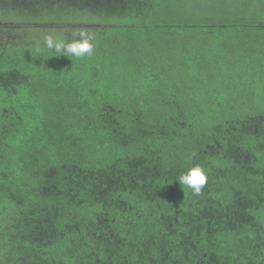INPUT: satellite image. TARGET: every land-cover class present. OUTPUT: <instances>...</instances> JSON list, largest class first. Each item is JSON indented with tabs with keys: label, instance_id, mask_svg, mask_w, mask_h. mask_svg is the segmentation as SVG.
Instances as JSON below:
<instances>
[{
	"label": "trees",
	"instance_id": "obj_1",
	"mask_svg": "<svg viewBox=\"0 0 264 264\" xmlns=\"http://www.w3.org/2000/svg\"><path fill=\"white\" fill-rule=\"evenodd\" d=\"M49 1L95 47L0 41V264H264V0Z\"/></svg>",
	"mask_w": 264,
	"mask_h": 264
},
{
	"label": "rangeland",
	"instance_id": "obj_2",
	"mask_svg": "<svg viewBox=\"0 0 264 264\" xmlns=\"http://www.w3.org/2000/svg\"><path fill=\"white\" fill-rule=\"evenodd\" d=\"M49 4V0H0V13L9 14L7 18H0V41L10 34L16 39L36 42L47 34L63 39L79 31L74 26L67 33L70 25L62 22L60 13L53 11Z\"/></svg>",
	"mask_w": 264,
	"mask_h": 264
},
{
	"label": "clouds",
	"instance_id": "obj_3",
	"mask_svg": "<svg viewBox=\"0 0 264 264\" xmlns=\"http://www.w3.org/2000/svg\"><path fill=\"white\" fill-rule=\"evenodd\" d=\"M73 37L71 41H67L66 39L54 37L52 34H47L42 37V41L44 48L54 52L56 55L81 58L86 55L90 56L93 53L95 47L93 42L96 40L95 33L80 30L79 32H74ZM35 51L37 53L44 51L40 47L39 41L36 43ZM207 179L205 169L199 164H194L182 172L176 180L181 186H186L192 190L195 195H200L207 183Z\"/></svg>",
	"mask_w": 264,
	"mask_h": 264
}]
</instances>
